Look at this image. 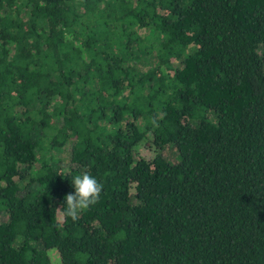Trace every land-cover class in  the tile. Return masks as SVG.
<instances>
[{
  "label": "trees",
  "instance_id": "obj_1",
  "mask_svg": "<svg viewBox=\"0 0 264 264\" xmlns=\"http://www.w3.org/2000/svg\"><path fill=\"white\" fill-rule=\"evenodd\" d=\"M261 49L264 0H0V264H264Z\"/></svg>",
  "mask_w": 264,
  "mask_h": 264
},
{
  "label": "clouds",
  "instance_id": "obj_2",
  "mask_svg": "<svg viewBox=\"0 0 264 264\" xmlns=\"http://www.w3.org/2000/svg\"><path fill=\"white\" fill-rule=\"evenodd\" d=\"M72 184L75 189L74 193H67L64 197L66 204L56 208L59 210L61 221L67 217L77 221L82 211L99 201L104 187L102 182L88 172L76 175Z\"/></svg>",
  "mask_w": 264,
  "mask_h": 264
},
{
  "label": "rangeland",
  "instance_id": "obj_3",
  "mask_svg": "<svg viewBox=\"0 0 264 264\" xmlns=\"http://www.w3.org/2000/svg\"><path fill=\"white\" fill-rule=\"evenodd\" d=\"M147 34L149 35V40H151V41H155V39H154V36L151 34V33H148L147 32ZM261 52L263 53L264 52V49H261ZM152 59H153V57L152 56H150ZM149 56H144L143 57V55H141V57L138 59V61L139 62H142V63H144V64H149V62H151L152 61V59L150 58ZM141 150H143V149H141ZM174 150H170L169 151V153L172 155V156H174Z\"/></svg>",
  "mask_w": 264,
  "mask_h": 264
}]
</instances>
